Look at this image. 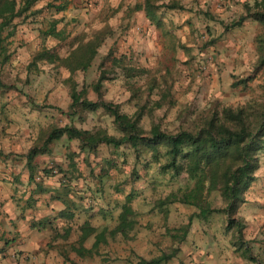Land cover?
Segmentation results:
<instances>
[{"label":"crops","instance_id":"obj_1","mask_svg":"<svg viewBox=\"0 0 264 264\" xmlns=\"http://www.w3.org/2000/svg\"><path fill=\"white\" fill-rule=\"evenodd\" d=\"M25 1L14 0L16 9ZM27 1L28 8L12 20L14 32L4 41L10 57L0 67V83L6 86L0 89V264H264L263 156L243 202L226 218L205 199L217 193L207 195L205 189L196 205L169 202L194 188L170 193L155 181L158 190L151 193L130 181L126 191L128 174L119 179L113 172L104 176L110 189L94 191L91 178H100L103 166L113 167L112 159L123 162L131 148L99 144L90 149L66 134L49 139L60 128L100 130L77 126V111L108 113L101 105L91 111L71 106V91L84 93L85 85L78 81L85 74L68 68L53 71L68 53L52 50L60 44L71 43L70 51L94 44L106 50L118 47L129 56L144 43L150 48L155 30L169 24L166 12L182 9L180 0ZM201 1L211 6L217 0ZM225 1L234 5L245 0ZM42 51L52 55L51 61L28 69L32 56ZM43 65L49 67L45 72ZM8 69L12 80L22 83H8L3 76ZM59 91L63 107L56 103ZM61 115L66 120L59 125ZM111 126L117 134L101 130L120 137L112 117ZM202 209L208 210L204 217L198 216ZM218 213L223 224L210 217Z\"/></svg>","mask_w":264,"mask_h":264},{"label":"rangeland","instance_id":"obj_2","mask_svg":"<svg viewBox=\"0 0 264 264\" xmlns=\"http://www.w3.org/2000/svg\"><path fill=\"white\" fill-rule=\"evenodd\" d=\"M179 4L183 6L180 11L166 12L164 19L169 24L162 30H155L150 48L144 43L143 49L126 56L121 54L122 51L118 47H109L108 50L105 47H94L96 55L84 72L86 79L78 81L79 84L85 85L82 97L97 104H111L119 114L130 119L138 108L142 107L145 113L138 127L143 132H148L153 125L159 124L160 129L168 133L191 127L213 108L243 104L249 99H260L263 72L256 70L255 40L264 33L263 27L251 19H245L232 29L226 27L236 22L243 14L244 4L260 5L261 0L237 1L234 5H228L225 0H217L211 6L209 1L202 3L201 0H180ZM70 44L58 45L52 50V54L56 52L64 56L72 52ZM109 52L111 55L105 62V67L111 64L110 60L115 59L121 65L135 69V73L123 74L119 68L113 67V73L108 74V80L102 82L98 93H95L92 86L98 77L97 66ZM41 67L43 72L49 68L45 65ZM62 68L67 67L61 65L59 60L53 66V71H60ZM76 72L79 74L82 71ZM3 73L8 83H22L12 80V72L9 69ZM247 76H251V80L245 87H231L233 82ZM134 91L136 94L132 96ZM63 95L62 91L56 95V103L61 107L64 106ZM156 102L159 107L155 105ZM77 112V126L87 129L99 127L100 130L108 128L117 134L112 130L111 117L102 109L90 113ZM65 120V116L61 115L56 121L61 125ZM258 155L259 158L263 156L260 161H264V151ZM122 159L125 164L114 158L112 160H115V169L114 165H106V168L103 166L100 178H91L92 190H100L102 194L103 189H110L104 176H110L113 172L119 179L128 174L123 181L127 178L124 183L126 191L130 181L138 184V188L148 189L151 193L158 188L170 193H174L177 188H196V179L186 178L185 175L173 177L170 169H163L166 157L165 149L161 146L154 151L138 145L135 149L131 148V153L125 154ZM128 163L132 169L128 167ZM121 167L127 170H120ZM155 181H160L162 186L155 188L152 184ZM202 188H205L204 182ZM205 199L212 204L211 208L223 207L220 198L214 193ZM87 207H90V203ZM210 217L223 224L221 213Z\"/></svg>","mask_w":264,"mask_h":264},{"label":"trees","instance_id":"obj_3","mask_svg":"<svg viewBox=\"0 0 264 264\" xmlns=\"http://www.w3.org/2000/svg\"><path fill=\"white\" fill-rule=\"evenodd\" d=\"M29 4L30 2L26 0L21 8L16 9L14 0H0V67L7 63L10 57L4 41L14 32L12 20L19 17ZM245 19L258 22L264 31V0H261L260 5L244 4L243 14L226 28L237 27ZM6 29L9 31L3 35ZM255 43L256 70L263 72L260 99H249L243 104L213 108L208 115L200 117L191 127L180 128L174 133L162 131L159 124L153 125L148 132H143L138 127L145 113L142 107L138 108L132 119L124 122L123 116L118 114L111 104L88 102L81 99L83 92L76 94L72 90L70 93L72 107L77 105L90 111L97 105L105 107L120 137L108 136L102 130L93 133L60 128L53 130V137L50 136L49 139L66 134L68 139H77L81 146H88L90 149L99 144L114 147L123 144L132 149L140 145L155 151L161 146L165 149L166 157L163 169H170L173 177L185 175L186 178L196 179V188L187 190V193L179 198L172 196L168 201L196 205L195 203L201 201L200 193L205 189L207 195L211 192L217 193L223 205L218 211L224 213L226 218H230L243 202L244 191L255 180L259 168L258 154L264 151V33L256 38ZM93 45H78L60 60V64L71 72L75 70L85 72L96 54ZM110 55V52L105 55L97 66L99 73L92 86L95 93H98L101 83L108 80V74L113 73V67L119 68L123 74L135 73V69L123 66L115 59L110 60L111 64L105 67ZM51 57L48 51L34 54L28 63V69L40 61H51ZM250 80L251 76H247L233 82L231 87H245ZM5 87L0 83V89ZM135 94V91L132 92V96ZM155 105L159 107L158 102ZM203 182L205 188H202ZM207 211L202 209L198 216L204 217ZM196 216L193 215L190 219Z\"/></svg>","mask_w":264,"mask_h":264}]
</instances>
